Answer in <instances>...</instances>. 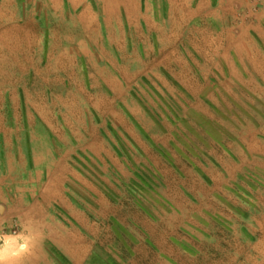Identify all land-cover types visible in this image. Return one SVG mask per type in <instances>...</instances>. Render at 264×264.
I'll return each mask as SVG.
<instances>
[{"label": "rangeland", "instance_id": "rangeland-1", "mask_svg": "<svg viewBox=\"0 0 264 264\" xmlns=\"http://www.w3.org/2000/svg\"><path fill=\"white\" fill-rule=\"evenodd\" d=\"M0 264H264V0H0Z\"/></svg>", "mask_w": 264, "mask_h": 264}]
</instances>
